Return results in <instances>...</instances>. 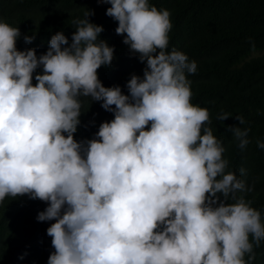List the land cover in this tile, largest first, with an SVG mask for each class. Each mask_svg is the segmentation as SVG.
Listing matches in <instances>:
<instances>
[{
  "label": "clouds",
  "instance_id": "9594fccd",
  "mask_svg": "<svg viewBox=\"0 0 264 264\" xmlns=\"http://www.w3.org/2000/svg\"><path fill=\"white\" fill-rule=\"evenodd\" d=\"M98 2L111 5L117 35L145 63L128 94L99 79L114 47L100 39L92 10L73 21L71 43L57 32L39 57L19 50L20 29L0 21V203L23 195L48 203L37 216L55 221L48 264H252L264 241L261 212L245 199L253 189L226 172L209 110L191 102L197 62L168 51L170 11L149 0ZM89 97L114 119L77 141ZM228 130L241 150L250 143V129Z\"/></svg>",
  "mask_w": 264,
  "mask_h": 264
},
{
  "label": "trees",
  "instance_id": "16d2710c",
  "mask_svg": "<svg viewBox=\"0 0 264 264\" xmlns=\"http://www.w3.org/2000/svg\"><path fill=\"white\" fill-rule=\"evenodd\" d=\"M150 5L170 11L172 29L169 47L183 51L189 61L197 62L195 74H189L194 105L210 112L213 134L223 141V156L229 161L226 172H235L253 190L244 194L252 207L261 212L264 222V0H149ZM110 4L98 0H0V21L20 29L17 48L46 53L57 32L71 43L76 31L73 21L92 10V23L102 25L100 39L114 47L110 66L98 69L104 86H119L125 94L132 74L143 77L145 63L117 35L118 21L106 15ZM35 35L31 43L25 36ZM259 51L260 53L254 54ZM38 68L33 76L42 73ZM80 124L74 134L77 141L95 138L100 125L114 119V113L102 108V101L82 98ZM228 113L223 123L217 119ZM237 116H243L241 125ZM229 126L250 129V143L241 150ZM244 169V173H241ZM234 202V201H229ZM47 202L28 195L6 197L0 203V264H48L54 251L47 228L55 221H38ZM251 239V238H250ZM252 264H264V241L254 246ZM247 259V256L245 257Z\"/></svg>",
  "mask_w": 264,
  "mask_h": 264
},
{
  "label": "rangeland",
  "instance_id": "374dc122",
  "mask_svg": "<svg viewBox=\"0 0 264 264\" xmlns=\"http://www.w3.org/2000/svg\"><path fill=\"white\" fill-rule=\"evenodd\" d=\"M257 53H260L259 51H257V52H254V54H257Z\"/></svg>",
  "mask_w": 264,
  "mask_h": 264
}]
</instances>
